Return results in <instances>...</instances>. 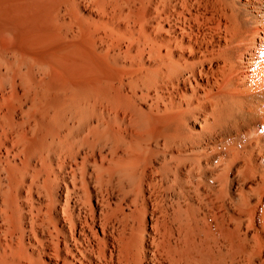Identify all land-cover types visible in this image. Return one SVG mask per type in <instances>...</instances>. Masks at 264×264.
Instances as JSON below:
<instances>
[{"label": "bare ground", "instance_id": "bare-ground-1", "mask_svg": "<svg viewBox=\"0 0 264 264\" xmlns=\"http://www.w3.org/2000/svg\"><path fill=\"white\" fill-rule=\"evenodd\" d=\"M0 264H264V0H0Z\"/></svg>", "mask_w": 264, "mask_h": 264}]
</instances>
